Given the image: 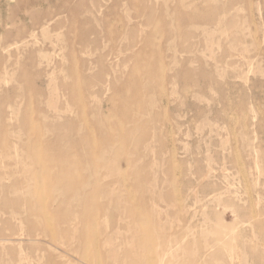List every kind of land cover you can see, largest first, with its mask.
<instances>
[{
    "label": "rangeland",
    "instance_id": "obj_1",
    "mask_svg": "<svg viewBox=\"0 0 264 264\" xmlns=\"http://www.w3.org/2000/svg\"><path fill=\"white\" fill-rule=\"evenodd\" d=\"M180 1L0 0V264H264V0Z\"/></svg>",
    "mask_w": 264,
    "mask_h": 264
},
{
    "label": "bare ground",
    "instance_id": "obj_2",
    "mask_svg": "<svg viewBox=\"0 0 264 264\" xmlns=\"http://www.w3.org/2000/svg\"><path fill=\"white\" fill-rule=\"evenodd\" d=\"M12 2V1H11ZM179 5H180V7H184V5H185V2H184V0H181L180 2H179ZM191 16L193 17V18H199V13L197 12V10H195V8L192 10V12H191ZM186 19H187V17H186ZM6 34V33H5ZM19 34L17 33L16 34V36H18ZM20 37V36H19ZM39 68V67H38ZM31 85V82H29V86ZM33 120L31 119V117H29L28 119H27V121L26 120H23L22 122H21V126H20V128H21V130L22 129H27V133L28 134H31V135H33V136H37L38 137V135H39V133L37 134L36 132H35V129H34V126H33ZM73 125L72 124H70L69 125V131H72L73 130ZM53 131H57V129L56 128H54V130ZM41 134V133H40ZM136 146V145H135ZM1 147L2 148H4L5 147V145H4V143L2 142L1 143ZM123 151V147L121 146L120 148H118V150H117V153H121ZM36 153L35 152H33V150H31V152H29V156H35V159H31V161L30 162H28V167H27V170L29 171V172H31L32 170H33V168H34V166L35 165H40L39 163H38V161H37V159H36ZM105 155V154H104ZM119 156V155H118ZM7 157H10L9 155L7 156ZM102 157L104 158V156L102 155ZM16 159V158H15ZM105 159V158H104ZM127 163H130V162H128V161H126ZM75 164H76V161L72 158V159H70V158H67L66 160H65V162H64V165L61 167V171H63V172H61L60 174H59V180H61L63 183L65 182L66 183V189L68 190V191H72V197L74 196V199L73 200H75L76 202H77V200L79 199V197L81 196V193H85L84 192V188L83 187H79V188H77L76 189V187H74L73 185H74V183H70V181H73V182H75V176H76V174H77V170H76V168H75ZM64 170H66V171H64ZM91 171H93L92 169H91ZM6 176L7 175H1L0 176V216L2 215V214H5V208H9L10 207V195L11 194H13V195H15L16 196V199H17V201L18 202H20L21 203V206H23L24 205V203H22L21 201H20V196H22L23 195V193L22 192H18L17 190L16 191H14L13 193H12V191H13V189H9V188H11V186H5L4 184H3V180H6L7 178H6ZM15 184H17V182H15ZM26 195H27V199H26V201L27 200H29V199H32V197H33V195H34V193L32 192V190L30 189V188H26ZM23 197V196H22ZM78 203V202H77ZM81 203H83V202H81ZM29 204V203H28ZM79 207H80V205H79ZM88 201H87V199H86V201H85V206H83V209H84V211H88ZM30 209V208H29ZM90 211V210H89ZM41 212L42 213H44V214H42L44 217H45V219H48V216H47V214H45V210L42 208L41 209ZM1 218V217H0ZM77 217L75 216L74 217V221L76 222V224H79V222H78V220L76 219ZM82 218V217H81ZM13 219H17V220H20L21 221V219H20V217H19V213L17 212V211H15V212H10V214H9V218H7V221L9 222V221H11V220H13ZM71 220L72 219H70V220H66L65 219V217L63 216V218L61 219H59L58 221H59V223H61L60 225H59V227H62V228H66V229H63L62 231H61V233H65V232H67V227H68V225H70L71 224ZM73 221V222H74ZM0 222H2L1 220H0ZM3 222H6V220L5 221H3ZM81 224H82V220H81ZM1 228V227H0ZM1 231L2 230H0V242L1 241H9V239H6V238H4L3 236H2V233H1ZM22 231V230H21ZM86 234H81V236H79V238H78V241L80 242L81 241V239L82 238H84V236H85ZM30 240H32L33 239V236H32V233H31V231L26 235ZM140 260V258H136V259H130L129 260V263H131V264H139L138 263V261ZM141 264V263H140Z\"/></svg>",
    "mask_w": 264,
    "mask_h": 264
}]
</instances>
